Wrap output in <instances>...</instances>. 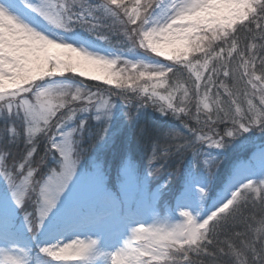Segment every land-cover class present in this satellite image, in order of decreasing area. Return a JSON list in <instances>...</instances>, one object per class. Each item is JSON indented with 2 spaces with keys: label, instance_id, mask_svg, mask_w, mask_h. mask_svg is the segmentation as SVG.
Segmentation results:
<instances>
[{
  "label": "snow or ice",
  "instance_id": "6c2138e0",
  "mask_svg": "<svg viewBox=\"0 0 264 264\" xmlns=\"http://www.w3.org/2000/svg\"><path fill=\"white\" fill-rule=\"evenodd\" d=\"M40 258L264 264V0H0V264Z\"/></svg>",
  "mask_w": 264,
  "mask_h": 264
},
{
  "label": "rangeland",
  "instance_id": "374dc122",
  "mask_svg": "<svg viewBox=\"0 0 264 264\" xmlns=\"http://www.w3.org/2000/svg\"><path fill=\"white\" fill-rule=\"evenodd\" d=\"M78 78V77H77ZM79 79V78H78ZM86 82H90L94 86H98L101 89H110L111 91H117V89L114 87V85H105L100 81H90V80H85ZM158 117V116H157ZM122 118V117H121ZM95 123V121H93ZM41 259V264H43V258Z\"/></svg>",
  "mask_w": 264,
  "mask_h": 264
},
{
  "label": "trees",
  "instance_id": "16d2710c",
  "mask_svg": "<svg viewBox=\"0 0 264 264\" xmlns=\"http://www.w3.org/2000/svg\"><path fill=\"white\" fill-rule=\"evenodd\" d=\"M122 67V66H121ZM78 79V78H77ZM86 82V81H85ZM87 84H89V85H92L90 82H86ZM94 86V85H93ZM94 90V89H93ZM151 115H153V116H156V114H151ZM121 119H123V118H121ZM157 119H159V117H157ZM187 163V162H186ZM160 181H163L164 179H165V177L164 176H161L160 178Z\"/></svg>",
  "mask_w": 264,
  "mask_h": 264
}]
</instances>
